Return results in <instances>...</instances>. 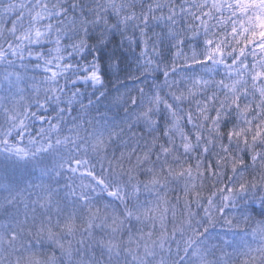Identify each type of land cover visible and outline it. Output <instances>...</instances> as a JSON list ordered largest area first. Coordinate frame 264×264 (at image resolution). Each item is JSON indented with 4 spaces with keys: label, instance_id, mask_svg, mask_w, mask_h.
Listing matches in <instances>:
<instances>
[{
    "label": "trees",
    "instance_id": "16d2710c",
    "mask_svg": "<svg viewBox=\"0 0 264 264\" xmlns=\"http://www.w3.org/2000/svg\"><path fill=\"white\" fill-rule=\"evenodd\" d=\"M49 2L60 3L62 7L67 9L64 15L53 17V19L61 22L57 26L63 28V43L65 45L72 43L81 36H86L89 48L95 51V48L92 47L93 45H102L104 41H109L107 49H100V59L103 61L105 51H111L115 47L120 53L121 72L119 78H110L107 73L103 74L108 91L105 95H101L104 89L99 86L86 88L85 84H82V81H79V83L75 82L77 81L76 77L83 75L86 68H88V62L92 60V51H88L86 55L82 54L80 57L73 56L70 61L71 65H79L80 67L76 70L60 73L55 79L51 80L45 78V70L41 66V62L36 58H33L38 62L36 68H30L34 67L32 58L28 56L29 58L22 60V55H18L19 51L4 60L7 63V67H10L7 70L8 72L6 71V76L2 78L0 75V100H12L13 96L28 97L30 95L24 89H22L23 93L17 92L16 85L12 80L8 79V75L11 76L13 74L15 77L18 71L23 69L21 71L23 72L22 76L29 75L30 78L34 76L37 89L33 87L32 90L34 93L37 91L38 102L36 105L32 104V112L34 113L32 116L36 117V119H32L31 123L24 124L26 131L14 128L12 118L15 117L18 122L22 116L24 119L28 115L24 116L22 112H19L18 116L9 114L10 109L4 111L2 109H6V106L0 105V219L2 221L12 220L14 218L12 215L13 211L15 213L17 211L19 217L26 218L27 216L28 218V227L21 229L20 234L16 236L17 240L14 241L19 242L20 240H24L23 242H27L28 245L24 247L23 243L1 242L0 264H5V261H8L10 264L12 254L19 255L24 251V248L25 251L34 252L45 259L49 256H54L55 259L51 261V264H76L72 261L73 257H70V255L75 256L78 260L77 264H82L83 262L79 260L83 259V254L86 253L83 244L89 241V234L85 233V231H88V228L84 229L81 223H84L83 221L86 218L93 221L89 219L92 218L89 213L92 211H103L108 215L112 214L110 220L114 221L113 219L116 216L119 217L120 213L125 212L128 207L134 210L136 215L141 213L140 210L148 212L147 217H151L149 222L155 220L152 208L156 207L158 209L160 218L157 220L158 222L160 221V224L152 223L155 225H153L154 227L150 224L152 226L150 234L156 229H168L167 238L170 239V247L173 250L170 252V255H172V259L175 258L176 263L178 261V264H191L195 259L197 261L195 264H200V259L203 258L207 262L211 261V264H239L241 258L249 252L242 250L241 243L238 241H231L226 244L222 240L223 236L212 233L213 231L210 232V230L213 226H217L219 229H224L225 231L240 232L243 230L242 238H247L249 235L252 237L253 234L250 233L248 225L253 218L243 206V202L237 200L235 207L230 205L228 209H225V215L232 219L231 225L224 222L223 216L215 219L212 209H205L206 199L200 204L197 203V194L200 192L201 185L207 184L208 179H210L206 169H208L210 164L213 169H216L214 153L217 152V149L215 145L210 147L203 155H201V149L197 147L194 149V152L184 153L186 158L182 157L181 153L180 159L173 161L174 167L177 162L180 164L181 161H184L185 168L190 165V168H187L186 171L182 168L180 169L183 176L182 181H178L182 178L181 176H176L175 178H169L166 184L157 182L154 185H148L146 184L147 174L145 172L126 176L129 173L127 171L128 161L122 164L119 161L120 155L117 154L119 151H111L110 147L112 145L117 146V148L122 147L119 141L124 140L126 135L121 136L119 139H101V134L106 130V124L110 119L112 121V118H115L116 121L123 125L125 118L123 112L117 110L116 114L110 115H107L105 112L107 107L110 108L111 104L120 103V98L113 95L111 91L120 85V81L129 83L131 87L141 86L147 89L148 86H154L156 81L152 79L153 73L146 69L155 67L156 60L163 58L174 67L180 65L187 67L188 65L185 64V61L198 55L201 51L198 47L201 39L200 35H191V33L196 32L195 25L199 23L190 14L195 12L193 0H49ZM197 2H200V0H197ZM229 2L236 4L238 0H229ZM242 2L249 7L245 10L246 15L242 16L244 18L243 23L238 22V33L244 28H248V10L258 5L259 0H242ZM152 3L158 4L159 7H156L153 12H148L145 6ZM0 4L2 5V9L0 10V25L2 23L4 25L0 27L2 29H5L11 22L19 23L20 21H25V25L28 24L25 34L29 37L31 35L30 29L38 23H43V21L33 20L34 5L37 4V0H0ZM205 5L207 4L205 3ZM128 9L136 11L139 14L138 19L122 23L121 17L127 14ZM169 9L172 11L169 12ZM145 13H147L146 20ZM259 14L261 13H256L255 17ZM155 15L164 16V24H171L173 29L183 32L185 34V41L171 45L167 39H159L161 25L154 21L153 17ZM17 16L19 18L26 16V18L18 20L16 19L18 18ZM167 16H171L175 23L172 24L167 19ZM255 17L252 19L255 20ZM235 19L233 17L228 23L232 24V21ZM141 28L145 29L144 35L140 32ZM208 30L211 31V28ZM119 32H125V36L122 37L118 34ZM8 34H1L3 40L0 44L4 45L2 49L11 46L18 40L15 38V34ZM232 39L235 40V36H232ZM37 46L47 48V44ZM37 46L33 47V50H38ZM237 46L239 47V45ZM31 47L32 45L29 46L27 43L23 52H27ZM246 51L251 54L242 57V60L246 61L250 71L254 62L259 61L260 63H264V59H262L264 53H261L256 45L247 46ZM5 62H2V65ZM64 63H69V61L65 60ZM138 64L143 65V69L139 68ZM49 67L55 68L54 65H49ZM224 71L227 70L224 69ZM182 75H184L185 80L188 74L184 73ZM205 75L207 76L208 74L206 73ZM160 76H162V73ZM245 78L248 85L247 92L250 95H242L240 102L242 105L250 102L253 103V111L249 115H255L253 98L258 100L259 95L250 86L251 76L246 74ZM229 79L233 78L229 77ZM157 80H159V76ZM257 83L264 84V80H259ZM43 84V87H48L51 93L55 92V86H58L55 96L72 88L82 90H76L77 92L72 95L76 98L79 94H82L79 103L80 109L84 104L89 103L87 104L89 110H85V114H81L80 118H83V127L92 126L94 132L89 135L87 134V130L82 129V132L76 133V136H74L73 132V137L66 144L61 143L60 145L58 144V147L52 148L48 146L47 149L37 148L36 144L42 137L38 139L35 137L42 126H48V123L51 125L52 122H55L57 128L58 124H60L61 128H72L70 125L61 124L54 108L49 103L44 107L45 113L41 111V105L44 102L40 98L43 96L41 90ZM237 87H245V85L241 84ZM121 91H124V89ZM65 94L67 98H64L66 96L62 94L58 101L53 100L51 103L61 105V111L68 112L66 101L74 106V99L72 96L68 97V93ZM89 112L92 113L89 114ZM54 115L53 120L48 118ZM190 126L188 125L186 130L191 134L193 127ZM226 126L243 127L244 123L243 121H238L232 113H228V123ZM248 127L250 131L246 135L249 141L252 136L256 135L257 131H262L257 127L256 120H253ZM95 132L97 136L94 135ZM44 133L42 131L39 134L43 136ZM28 136L32 138L30 141H32L33 145L24 143ZM225 143H227L226 137ZM259 146V144L256 145V147ZM127 147H131V143ZM235 148L236 146L232 145L229 150L235 154ZM241 155H243L245 160L249 159V152L247 150L242 152ZM21 157H26V159H22ZM84 157L87 159L88 166L91 169L83 173L73 170L72 162ZM197 161L201 162L199 166L197 165ZM59 163H63V168L59 166ZM56 166L61 169L54 172ZM109 169H111L110 172L108 171ZM202 169L205 170L203 171V176H201ZM244 171L249 176L253 174L251 166ZM177 174L180 175L179 172ZM98 178H102L103 180L106 178L110 182V184H107V187L112 186L115 188L114 191L117 193L116 196H118L117 200H120V205H122V207H118L120 213L116 211V207V210L111 208L112 201L103 197L102 190L98 192L92 186L93 181ZM224 179L227 180L228 177L225 176ZM138 180L139 183L136 184ZM36 190L42 192V196L46 197L50 203H44V214H40L38 213V207L40 208V206L36 202L31 201L28 203V206L32 210L33 216L24 214L20 205H26V196L35 194ZM90 202L95 206L90 204ZM126 206L128 207L124 208ZM251 207L255 209L256 205L253 204ZM206 211L208 216H213L214 218V223L211 227L207 226L208 217L205 216ZM144 220L147 221L148 218ZM133 221L131 223H137L140 220L135 219ZM55 225L59 226L54 229ZM44 228H47L48 231L44 230ZM95 228L96 226L91 228L90 237H95V235L97 238L102 237L103 233L100 229L96 230ZM23 231L29 233H23ZM190 231H192L191 236L188 235ZM50 233L53 234L52 238L47 236ZM197 233H202V235L196 236ZM154 240L151 239V241ZM57 241L59 242V246H54ZM164 242L167 243V239H164ZM259 244L260 236L258 237L256 247ZM235 247H237V250H235ZM163 251L167 252V250ZM181 253H183L182 257L188 255L195 257L189 260L180 259L181 256L177 254ZM3 255L5 258H3Z\"/></svg>",
    "mask_w": 264,
    "mask_h": 264
},
{
    "label": "clouds",
    "instance_id": "9594fccd",
    "mask_svg": "<svg viewBox=\"0 0 264 264\" xmlns=\"http://www.w3.org/2000/svg\"><path fill=\"white\" fill-rule=\"evenodd\" d=\"M193 4L195 12L190 14L195 19L203 16L205 12L211 13L206 19V26L204 22L198 20L199 23L195 25L196 32L191 33V35H200L198 47L201 51L185 61L187 67L183 65L174 67L163 58L156 60L155 67L146 69L153 73L152 79L156 81L154 86H148L147 89L130 87L127 83L113 88L111 91L113 95L120 98L117 106L123 109L125 118L123 127L112 134V139H119L127 133L125 139L121 140V143L125 145L121 156L128 161L127 171L131 175L145 172L148 185H154L157 182L166 184L169 178H175L177 171L173 166V161L179 160L181 153L194 152V149L199 147L203 155L215 145L217 149L214 153L216 169H213L211 164L206 169L210 179L207 184L201 185L200 192L197 194V203L200 204L206 199L205 209H212L215 219L223 216L224 222L231 225L232 219L225 215V209H228L230 205L235 207L237 200L242 201L243 206L253 218L248 225L250 233L257 235L258 231L255 230L257 224L264 223V136L254 135L249 141L246 133L250 131L248 125L253 120H256L257 127L264 131V84H258L254 78L255 71L264 69V63L254 62L255 69L252 68L251 71L243 67L246 61H243L242 57L251 53L245 50L241 55L239 49L243 47L244 38L241 36L238 42L236 38L233 40L231 35L233 23L238 28V22L243 21V17L235 16L236 19L232 21V24L228 21L220 22L212 0H200V2L193 0ZM145 7L148 12H153L159 5L152 3ZM34 9L33 20L43 21V23H38L30 29V39L28 35L17 37L21 43L10 48L13 54L15 55L25 47L24 41H27L29 45L47 44L46 49L43 47L38 50L30 49L25 55L41 62L45 72L51 73L50 76L45 77L49 80L55 79L60 73L79 68V65H71V58L86 55L92 49L89 48L86 36H81L67 45L63 43V28L57 26L61 22L53 17L64 15L67 9L60 3H50L49 0H37ZM258 12L264 14V0H259L258 5L248 10L247 15L254 18ZM138 15L133 9H128L127 14L121 17V22L135 21ZM225 15L231 16L232 13L225 9ZM164 18L162 15L153 17L154 21L161 25L159 39H167L171 45L184 42L185 34L173 29L171 24H164ZM146 19L147 13H145ZM167 19L172 24L175 23L171 16H167ZM253 24H255L254 19ZM209 28L211 31L208 30ZM248 28L257 33L260 31L252 25H248ZM140 32L144 35L145 29L141 28ZM118 34L125 36V32ZM209 40L212 41L211 44L208 43ZM256 43H264L259 35L256 36ZM108 45L109 41H104L102 45H93L95 51H92V60L88 62L87 71L76 77L78 80H91L93 85L104 89L101 95H105L108 91L103 74L107 73L110 78H119L121 72L120 53L115 47L111 51H105L103 61L100 59V49H107ZM216 47H219L221 51L212 52L211 49ZM5 55L3 49H0V57ZM65 60L69 63H64ZM213 63L224 66L227 71H221L219 76L215 75L211 72ZM49 65H54L56 70L50 68ZM138 67L143 69V65L138 64ZM161 73L162 76H160ZM184 73L188 74L185 77L184 87L172 88L171 77ZM246 74L251 76L250 86L259 95L258 100L253 98L255 115H249L253 111V103L242 105L240 102L242 95H250L247 92ZM158 76L159 80H157ZM241 84L245 87H237ZM183 104H187L188 109H182ZM228 113H232L238 121H243L244 126L227 127ZM186 117L188 124L193 127L191 134L184 125ZM12 119L13 127L23 131L24 120L17 122L15 117ZM225 137L227 143H225ZM129 143L131 147H127ZM257 144L260 146L256 147ZM232 145L236 146L235 154L229 150ZM245 150L249 152L248 160L241 155ZM200 163L197 161L198 166ZM249 166L253 169L251 176L244 171ZM179 167L186 171L190 165L185 168L184 161H181ZM203 171L205 170H201V176H203ZM225 176L228 177L227 180L224 179ZM116 194L115 191L109 193V195ZM253 204L256 205L255 209L251 207ZM205 216L208 217L207 226L211 227L214 223L213 216H208L207 211ZM199 235L202 233L196 234V236ZM259 235V246L244 255L239 264H264V234L259 233ZM161 238L163 235L158 237L160 240ZM54 246H59V242L57 241ZM182 258L181 256L180 259ZM54 259V256L45 259L34 252L24 251L19 255L12 254L10 264H51ZM5 264L9 262L5 261ZM208 264H211V261Z\"/></svg>",
    "mask_w": 264,
    "mask_h": 264
},
{
    "label": "rangeland",
    "instance_id": "374dc122",
    "mask_svg": "<svg viewBox=\"0 0 264 264\" xmlns=\"http://www.w3.org/2000/svg\"><path fill=\"white\" fill-rule=\"evenodd\" d=\"M1 9H2V5L0 4V10ZM25 18H26V16L20 18L19 20L25 19ZM3 26L4 25L2 23V25H0V27H3ZM27 26H28V24L25 25V21H23V22L20 21V23H17L15 25H12V24L9 25L8 24V26L5 29L0 28V33L5 35L6 33H9V32H11L13 30H18L16 32L17 35H19V36L27 35V34H25L26 31H27ZM5 30H6V32H5ZM29 37L31 38V35ZM2 40H3V37L1 35L0 36V42ZM18 43H21V41H19V39L16 42H14L11 45V47L14 46L15 44H18ZM24 43L26 45L27 41H24ZM2 46H4V45L0 44V49H2ZM29 46H31V45H29ZM35 46H37V44H32V47L30 49H33V47H35ZM11 47L7 46L6 48H4L3 51L6 53V55L0 57V75H1L2 78L4 76H6V71L10 67V66L7 67V65H6L7 63L4 60L6 58H10V56L13 54V51L10 50ZM23 50H24V48L19 51L18 55H22V60H25V59H27L29 57L32 58V64L34 65V67H30V68H36L38 66V62H36V60L33 59L34 57H31V56L28 57L27 55H25L29 50L27 52H23ZM2 62H5V64L2 65ZM53 70H56V69L54 68ZM21 71H23V69L19 70L15 77L13 76V74L11 76L8 75V79L12 80V82L16 85V90L19 93H21L23 91L21 86H20V82L21 81H25L24 77L28 79V80H26V82L29 83L30 85H31L32 80L34 79V76H33V78H30L29 75L22 76L23 72H21ZM85 71H87V68H86ZM221 71H224L222 65H215V64L211 65V72L214 73L215 75L219 76ZM44 74H45V77L51 75L50 72L46 73L45 71H44ZM82 83H85V87L86 88L95 87V85H93L91 83V80H85ZM184 84H185V80H183L182 82H174L173 81L171 86H172V88H183ZM28 90H29V87L27 88V91ZM81 97H82V94H79L76 97V100L78 101V103H75V106L77 107V109L79 111L80 110H89V106L87 105L89 103L84 104L85 106L83 105V107L80 109V104L79 103H80ZM45 101L48 102L49 100L47 99ZM73 109L74 108L68 109L69 114H71ZM105 112H106V110H105ZM91 113L92 112H89V114H91ZM73 114L75 115L76 112L73 111ZM63 115L66 116V112H64ZM82 119L83 118H78L77 114L75 115V126H74V129H73V132L79 134L80 132H82V129H85V131L86 130L88 131L87 134L91 135L94 132L93 127L92 126H89V127L84 126L83 127V120ZM118 131H119L118 129L105 130V131L102 132L101 137L107 138L108 140H112V134L114 132H118ZM70 135L71 134L64 133L63 140H68V137ZM94 135L97 136V133L95 132ZM124 135H127V133H125ZM51 136H52V131H51V128H49L47 134L44 135L40 139V141L38 143L39 148H46L48 146L51 147L52 146V144H50L51 143ZM40 142H41V144H40ZM110 148H111L112 152L119 151L117 154L120 155V157H119L120 160L119 161L122 164H125L127 162V160L121 156L122 151H124L123 150L124 147L123 148H121V147L117 148V146L112 145ZM121 157H122V161H121ZM84 160H86L85 157H84V159L82 161H84ZM108 171L110 172L111 169H109ZM107 174H106V176L108 177ZM108 179H109V177H108ZM105 180H106L107 183L110 184V182L106 178H105ZM114 189H115L114 187L109 186V191H113ZM117 197L118 196H116V198ZM116 198H115V201L113 202V204H114V206H117V205L119 206L120 200L116 201ZM152 211H153V218L155 220L154 221L152 220L151 222H149V219L151 217H149V216L147 217L148 212H144V211L140 210L141 213L136 215L135 214L136 212L134 210L130 209L129 207L127 208V210L125 212H121L120 213L122 220H119L116 217V218L113 219L114 221H112V220H110L112 218V214H109V216L106 217V218L104 216L100 217L99 219L95 217L96 220L90 221L88 219H85L83 222L85 223L84 226L88 227L89 234L91 232V228L97 226L98 224L100 226H102V225H105V224H107L109 222H110V225L112 227H114V228H111V229H116V230H119L120 232L123 233V234H120V232H119V234L118 233L112 234V239L113 240H114L113 235L118 237V238L115 241H108V245L102 246V249H101V252H100V253L104 252L105 254H102V255H109L108 257H110V258H115L116 257V259H118L116 264H177L176 261H175V258L172 259V255H170V252L173 251L172 248L170 247V239L164 238V237H168V233L167 232H165V231L158 232V231L155 230L153 233H151L152 235L149 237L151 229H152V226L150 224H152V223L160 224V221L158 222V220H157L158 218H160L159 217L160 215L158 213V209L156 207H153ZM145 218H148V220L145 221L144 220ZM135 219H139L140 220V221L137 222V225L131 224L130 226L126 227V229L124 228L125 224H121V228L119 227V224L121 223V221L122 222L123 221L132 222ZM156 220H157V222H156ZM104 231H105V229H104ZM211 231H212V229L210 230V232ZM162 235H163V247H160L161 240L158 239V237H160ZM188 235L191 236L192 235V231H190L188 233ZM151 239H155V240L151 241ZM164 239H167V243L164 242ZM86 245L89 246L90 249H91V254L89 255V257L93 260V264H95V262H98V264H101V263H99L98 259L101 258L102 260H104L103 256H97L96 258H94V254H93V249L95 248V245H96L95 237L89 239V241L87 242ZM112 249H114V250H112ZM133 249H134V252H133ZM146 249L151 251L153 254L149 255L148 252L146 251ZM163 250H167V252L165 253ZM183 253L177 254V255L181 256ZM89 257L85 258V264H89V261H90ZM194 257L195 256L188 255V256L183 257V259L184 260H187V259L189 260V259H192ZM114 262L115 261L106 260L105 262L103 261L102 264H114ZM195 262H197V261L194 259L191 262V264H195Z\"/></svg>",
    "mask_w": 264,
    "mask_h": 264
},
{
    "label": "snow or ice",
    "instance_id": "6c2138e0",
    "mask_svg": "<svg viewBox=\"0 0 264 264\" xmlns=\"http://www.w3.org/2000/svg\"><path fill=\"white\" fill-rule=\"evenodd\" d=\"M213 7L216 9V11L219 14V19L220 22H225L229 21L235 16H240L242 17L243 15H246V9L249 7L247 4L243 3L242 0H238L236 4H232L229 2V0H212ZM207 7V5H205ZM225 9H228L231 11L232 15L231 16H226L225 15ZM238 10V11H237ZM211 15L210 12H205L203 16L197 17V20H200L204 22L205 26L207 23V20L205 17H208ZM243 23V21H241ZM248 23L249 25H252V27L259 28L260 31L257 33L255 31H251L249 28H244L242 31L238 33V30L236 28L235 23H233L231 35L235 36L237 41L239 42V38L243 36V47L239 49V53L243 55L244 51L246 50L247 46L249 45H256V47L259 49L261 53H264V43H256V36L259 35L260 40L264 41V14H259L255 17V24H253V19L252 17H248ZM246 34V35H245ZM209 44L212 43L211 40L208 41ZM212 52H220L221 49L219 47L211 49ZM244 69H248V65L245 62L243 65ZM252 68L255 69V65H252ZM254 78L257 80V82L261 79L264 78V69H261L260 71H255ZM250 130V129H249ZM239 135V133H237ZM264 136V131H257L256 137H261ZM255 138V137H254ZM256 231L264 234V224H257L256 226ZM16 234L13 233L12 239L15 240ZM63 247V246H61ZM160 247H163V238H161V244ZM149 255H152L153 253L146 249ZM200 264H208V262L201 258L200 259Z\"/></svg>",
    "mask_w": 264,
    "mask_h": 264
},
{
    "label": "bare ground",
    "instance_id": "6f19581e",
    "mask_svg": "<svg viewBox=\"0 0 264 264\" xmlns=\"http://www.w3.org/2000/svg\"><path fill=\"white\" fill-rule=\"evenodd\" d=\"M182 157H184V158H186V156H184L183 154H182ZM128 175H131L130 173H127V175L126 176H128ZM24 236V235H23ZM21 241H24V240H20L19 242L20 243H18V244H21V243H23V242H21ZM61 264V263H60ZM82 264H85V263H82Z\"/></svg>",
    "mask_w": 264,
    "mask_h": 264
}]
</instances>
